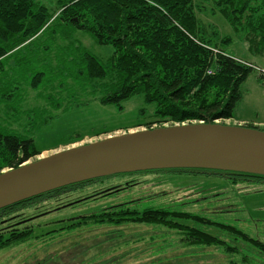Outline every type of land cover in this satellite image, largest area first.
<instances>
[{"label":"trees","instance_id":"obj_1","mask_svg":"<svg viewBox=\"0 0 264 264\" xmlns=\"http://www.w3.org/2000/svg\"><path fill=\"white\" fill-rule=\"evenodd\" d=\"M201 14L221 17L232 34H222L204 22ZM78 32L97 45L110 46L107 58L84 46ZM235 40L245 42L252 55L264 60V0H0V112L15 115L8 125H0V171L18 167L41 152L30 136L23 135L40 109L57 114L95 101L122 110L124 102L140 96L142 107L137 114L158 122H222L234 118L240 85L255 71L235 58L250 61L229 50ZM23 52L26 62H33L36 70L27 76L24 67L15 79L12 72L22 64L19 56ZM13 88L20 89L21 94ZM30 91L39 101L33 106L25 104ZM131 174H204L231 185L252 187L241 194L264 191V175L259 174L204 168L152 169L55 188L1 208L0 217L93 181ZM224 194L202 195L200 201L219 200ZM173 203L140 208L123 204L69 218L65 227L88 221L114 225L131 221L161 227L159 232L183 233L188 243L198 246L218 247L233 254L238 251L235 241L241 240L264 253V243L235 224L215 221L211 212L179 208L182 201ZM23 220L0 232V249L30 237V226L19 228L28 219ZM211 228L221 234L210 233Z\"/></svg>","mask_w":264,"mask_h":264},{"label":"rangeland","instance_id":"obj_2","mask_svg":"<svg viewBox=\"0 0 264 264\" xmlns=\"http://www.w3.org/2000/svg\"><path fill=\"white\" fill-rule=\"evenodd\" d=\"M42 1L47 3L50 0ZM200 17L204 22L216 26L222 34H232L221 17L204 14ZM77 36L96 56L107 58L110 54V46L97 45L82 32H78ZM229 50L255 67L264 66L263 58L252 55L245 42L235 40ZM19 59L22 64L12 72L15 79L19 78L18 73L24 67L27 68V76L36 70L32 67L33 62H26L25 52L20 54ZM13 91L21 94L20 89L13 88ZM239 91L241 98L235 117L222 123L253 125L264 129V80L256 70L241 83ZM33 95L30 91L25 103L28 106L39 103ZM122 105V110H118L94 101L57 114L55 110H37L34 117L31 116L30 128L24 129L23 135L30 136L41 152L26 163L107 137L179 124L158 122L150 116L140 117L137 114L142 107L140 96H134ZM12 118H15L14 114L5 115L1 111L0 125H8ZM14 127L17 128V125ZM75 134L80 135L70 141L69 138ZM251 188L245 183L231 185L220 177L204 174H131L93 181L21 206L14 213L0 217V232L24 218L29 221L19 228L30 226L31 229L30 237L0 249V264H264V253L241 240L235 241L238 251L232 254L218 247L190 244L183 233L159 232L161 227L145 223L126 221L114 225L88 221L74 228L65 227L69 218L123 204L140 208L174 205L173 201H182L179 208L196 213L211 212L213 220L235 224L249 237L264 243V191L241 194ZM218 192L225 193L219 200L200 201L202 195L210 197ZM197 198L198 201L190 202ZM209 232L221 234L214 228ZM161 250L164 252H158Z\"/></svg>","mask_w":264,"mask_h":264},{"label":"water","instance_id":"obj_3","mask_svg":"<svg viewBox=\"0 0 264 264\" xmlns=\"http://www.w3.org/2000/svg\"><path fill=\"white\" fill-rule=\"evenodd\" d=\"M165 168L264 175V130L191 122L107 137L0 172V209L68 184Z\"/></svg>","mask_w":264,"mask_h":264},{"label":"built area","instance_id":"obj_4","mask_svg":"<svg viewBox=\"0 0 264 264\" xmlns=\"http://www.w3.org/2000/svg\"><path fill=\"white\" fill-rule=\"evenodd\" d=\"M235 59L238 60V61L243 62L244 64H246V65H248V66H252V67H254V69H255L257 72H259V73L263 76V78H264V68H263V67H255V65H252V64H250V63H247V62H245V61H243V60H241V59H238V58H235Z\"/></svg>","mask_w":264,"mask_h":264},{"label":"crops","instance_id":"obj_5","mask_svg":"<svg viewBox=\"0 0 264 264\" xmlns=\"http://www.w3.org/2000/svg\"><path fill=\"white\" fill-rule=\"evenodd\" d=\"M158 252H164V250L158 251Z\"/></svg>","mask_w":264,"mask_h":264},{"label":"flooded vegetation","instance_id":"obj_6","mask_svg":"<svg viewBox=\"0 0 264 264\" xmlns=\"http://www.w3.org/2000/svg\"><path fill=\"white\" fill-rule=\"evenodd\" d=\"M26 219H27V218H26ZM23 221H24V220H23ZM27 221H29V219H28ZM27 221H26V222H27ZM22 224H23V223H22Z\"/></svg>","mask_w":264,"mask_h":264},{"label":"bare ground","instance_id":"obj_7","mask_svg":"<svg viewBox=\"0 0 264 264\" xmlns=\"http://www.w3.org/2000/svg\"><path fill=\"white\" fill-rule=\"evenodd\" d=\"M24 164H26V163H24Z\"/></svg>","mask_w":264,"mask_h":264}]
</instances>
